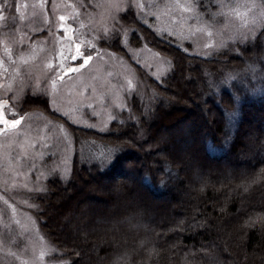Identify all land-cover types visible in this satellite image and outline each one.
<instances>
[{"label":"trees","instance_id":"trees-1","mask_svg":"<svg viewBox=\"0 0 264 264\" xmlns=\"http://www.w3.org/2000/svg\"><path fill=\"white\" fill-rule=\"evenodd\" d=\"M197 5L212 18L215 5ZM123 18L133 26L130 42L166 55L171 67L149 81V98L132 97L105 131L69 123L76 146L88 138L104 153L88 159L76 149L69 178L46 181L34 196L39 227L66 264H264V24L200 56L156 34L133 11ZM106 46L129 59L119 43ZM27 105L51 115L45 99L27 100L22 110ZM165 128L174 130L161 136ZM190 143L188 156L182 150ZM194 159L203 169L186 167ZM110 178L122 195L139 189L137 201L163 205L161 218L142 208L108 211L116 194L89 189L103 192ZM98 201L107 208L94 207ZM74 217L75 225L62 230ZM133 217L136 229L129 225L116 238V221L128 225ZM103 231L110 237L99 236ZM122 241L126 249L109 259Z\"/></svg>","mask_w":264,"mask_h":264},{"label":"rangeland","instance_id":"rangeland-1","mask_svg":"<svg viewBox=\"0 0 264 264\" xmlns=\"http://www.w3.org/2000/svg\"><path fill=\"white\" fill-rule=\"evenodd\" d=\"M199 1L215 5L212 18L199 11ZM129 11L156 34L200 56L234 39L253 36L263 25L264 16L259 0H0V103L7 101V118L24 117L15 130L0 133V264L67 263L62 251L39 227L34 196L45 191L48 179L69 178L76 149L88 159L104 153L102 145L92 139L80 138L76 146L69 123L105 131L122 110L128 109L132 97H150V80H160L169 71L171 62L166 55L143 43L130 42L133 26L126 25L123 18ZM106 43H119L129 59ZM76 44L92 60L78 72L57 79L61 62L66 67L83 63L82 58L70 59ZM61 51L68 59L61 61ZM35 98L47 100L51 115L34 106L22 110L27 100ZM53 113L60 117L54 118ZM172 130L165 128L160 134L166 136ZM192 150L190 143L182 151L191 156ZM200 165L195 159L186 163L192 170L203 169ZM124 172L128 177V171ZM112 179L103 180V192L95 186L89 189L104 197L116 194L108 211L119 215L142 208L154 212L155 218L162 215L163 205L152 199L150 203L137 201L136 196L139 199L142 194L139 189L122 195ZM200 179L196 177V181ZM94 207L107 208L105 201L95 202ZM76 218L61 229H71ZM133 222L134 217L128 225L116 221L121 228L116 238H122L121 232L125 234L129 225L136 229ZM110 235L103 231L99 236ZM127 246L122 241L109 259Z\"/></svg>","mask_w":264,"mask_h":264},{"label":"snow or ice","instance_id":"snow-or-ice-1","mask_svg":"<svg viewBox=\"0 0 264 264\" xmlns=\"http://www.w3.org/2000/svg\"><path fill=\"white\" fill-rule=\"evenodd\" d=\"M137 6L142 7V5H139V4ZM181 7H184V6L181 5ZM221 7H223V5H221ZM59 19L61 21H64L65 17L61 16ZM261 23L264 24V16H262L261 18ZM60 28L64 29V24H61ZM65 32H67L66 29H65ZM89 47H91V45H89ZM59 55L61 57V61L68 59V57H64L63 51H61ZM78 58H82L83 60V63H80L78 67H66L64 63L61 62L57 69V72H58L57 79L63 78L64 74L71 73V72H78L80 69H83L89 63V61L92 60V56L84 55L81 52L80 44L75 45V55L70 54V59L72 61H77ZM49 67H51V65H49ZM53 86H55V80L53 81ZM6 104H7V101L0 103V125H3V127H0V133H5V132L15 130L17 126L21 124V121L24 119V117L22 116L19 118H15V119L7 118V115L5 112ZM13 115H15V113H13Z\"/></svg>","mask_w":264,"mask_h":264}]
</instances>
